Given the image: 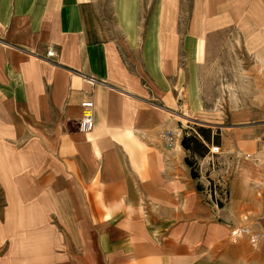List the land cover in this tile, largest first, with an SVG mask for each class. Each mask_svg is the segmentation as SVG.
Returning a JSON list of instances; mask_svg holds the SVG:
<instances>
[{
  "label": "crops",
  "instance_id": "1",
  "mask_svg": "<svg viewBox=\"0 0 264 264\" xmlns=\"http://www.w3.org/2000/svg\"><path fill=\"white\" fill-rule=\"evenodd\" d=\"M194 2L182 22L185 0H0V264L259 263L264 228H239L243 214L264 210V196L250 187L260 169L264 180L259 138L232 141L243 157L230 211H214L232 225H219L200 203L185 150L165 145L160 101L178 107L177 79L197 112V46L241 18L264 42V0ZM147 9L141 38L139 12ZM133 53L141 64L130 65ZM87 99L95 127L83 134Z\"/></svg>",
  "mask_w": 264,
  "mask_h": 264
},
{
  "label": "rangeland",
  "instance_id": "2",
  "mask_svg": "<svg viewBox=\"0 0 264 264\" xmlns=\"http://www.w3.org/2000/svg\"><path fill=\"white\" fill-rule=\"evenodd\" d=\"M189 2L190 0H185L186 4L179 12L182 22L188 18L189 14L196 12L194 0ZM152 13L150 9L139 12L141 38L147 33ZM244 23H247L246 19L241 18L236 27H227L221 32L210 34L197 46L196 58H192L195 93L202 104L200 107L198 101L195 102L197 107H200L197 112L194 108L189 112V107L184 104L185 83H179L177 79V88L181 85L180 91L175 89L178 107L175 105V109H170L165 107L162 100L160 101L161 111L168 109L167 121L161 128V136L165 130H172L179 136L178 140H181L187 133L196 134L199 127L212 130L215 143L210 145V152L206 157L193 158L190 153L185 152L200 174L197 184L200 183L204 187V191L198 194L202 207L209 208L213 213L211 219L215 223L228 226L232 223L222 216L218 218L214 215V211L217 213L227 209L229 212L231 209L232 182L236 176L237 158L243 157L233 153L235 152L232 149L234 138L240 137L247 140L259 138L260 147L257 155L261 161H264V42L257 41V34H247L246 31L250 29H247ZM112 24L116 37L120 36L113 22ZM214 30L215 28L212 31ZM142 45L145 44L140 43V51ZM134 54L132 58H128L130 65H134L135 61L141 64V58H134ZM186 61L181 58L180 65L184 68ZM164 79L166 88L174 82L167 77ZM144 80L147 81L146 74H143ZM164 100L168 102L167 99ZM185 115L189 117V119L185 118L186 122L182 119L186 117ZM253 144L255 145V142ZM213 148L219 149L217 154H212ZM225 151L230 152L224 153ZM254 152L255 148L246 153ZM259 173L263 174V170L260 169ZM260 174H257V178L250 184L256 198L259 199L264 196V180ZM210 188L214 192V199L209 192ZM3 198L5 199L3 189L0 188V220L7 206ZM219 204H222V207ZM260 212L252 218L249 214H243V224L239 228H248L252 225L264 228V210L261 209ZM199 221L195 219L194 223ZM64 226H66L65 223ZM11 237L9 236L8 240L13 241ZM65 239H68L67 236ZM234 240L236 237L233 236L232 241ZM65 242L69 241L65 240ZM263 247L264 245L260 244L255 247L258 264H264V254L263 256L260 254Z\"/></svg>",
  "mask_w": 264,
  "mask_h": 264
},
{
  "label": "trees",
  "instance_id": "3",
  "mask_svg": "<svg viewBox=\"0 0 264 264\" xmlns=\"http://www.w3.org/2000/svg\"><path fill=\"white\" fill-rule=\"evenodd\" d=\"M214 137L212 135V130L211 129H206L203 127H199L196 134L190 135V134H185L181 140V145L182 148L190 153L193 158L200 157L204 158L206 157L209 152H210V145L214 144ZM218 144V143H217ZM186 164L190 168L191 171V177L193 180L198 181L200 178L199 172L194 168L193 162L190 160V158L187 156L185 159ZM197 191L203 192L204 187L198 183L197 186ZM210 194L215 198L214 192L210 188ZM220 207H222V204H219Z\"/></svg>",
  "mask_w": 264,
  "mask_h": 264
},
{
  "label": "built area",
  "instance_id": "4",
  "mask_svg": "<svg viewBox=\"0 0 264 264\" xmlns=\"http://www.w3.org/2000/svg\"><path fill=\"white\" fill-rule=\"evenodd\" d=\"M47 59L53 60L56 58L55 52L49 50L47 52ZM87 82L94 87L97 83H99L96 79L87 77ZM86 95H92V92L86 91ZM82 108V117L79 121V130L83 134H87L92 132L95 127V105L92 100H85L81 104ZM162 138L166 144V147L171 151H180L182 150L181 142L178 140L179 136H177L172 130H165L162 134ZM213 148L212 154H217L219 149Z\"/></svg>",
  "mask_w": 264,
  "mask_h": 264
},
{
  "label": "bare ground",
  "instance_id": "5",
  "mask_svg": "<svg viewBox=\"0 0 264 264\" xmlns=\"http://www.w3.org/2000/svg\"><path fill=\"white\" fill-rule=\"evenodd\" d=\"M47 58V57H46ZM186 117H184V118H182L185 122H186V119L185 118H187V119H189V117H188V115H185ZM80 121V120H79ZM81 132V131H80ZM218 150V149H217ZM234 234L235 235H239V232L238 231H236V232H234Z\"/></svg>",
  "mask_w": 264,
  "mask_h": 264
}]
</instances>
